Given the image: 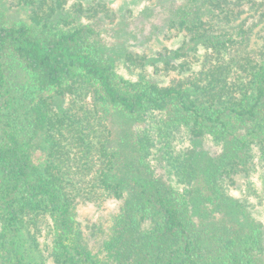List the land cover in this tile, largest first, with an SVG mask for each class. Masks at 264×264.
<instances>
[{
  "label": "trees",
  "instance_id": "16d2710c",
  "mask_svg": "<svg viewBox=\"0 0 264 264\" xmlns=\"http://www.w3.org/2000/svg\"><path fill=\"white\" fill-rule=\"evenodd\" d=\"M143 14L149 41L180 47L109 45L120 25L101 1L0 0V264H264L263 224L224 186L264 149V0H152ZM116 59L178 77L131 81ZM154 114L191 140L171 147L185 190L157 171ZM109 200L121 207L97 254L79 207Z\"/></svg>",
  "mask_w": 264,
  "mask_h": 264
},
{
  "label": "rangeland",
  "instance_id": "374dc122",
  "mask_svg": "<svg viewBox=\"0 0 264 264\" xmlns=\"http://www.w3.org/2000/svg\"><path fill=\"white\" fill-rule=\"evenodd\" d=\"M87 7H92L96 2L106 3L114 14L117 16V24L119 29H111L107 27L105 36L108 44L115 46L117 49L126 48L140 55L148 54L156 56L164 47L177 49L180 47V41L176 39L149 41L141 30L144 19L141 15L151 6L152 0H79ZM146 20V19H145ZM147 21V20H146ZM123 32H119L124 28ZM148 33V32H146ZM117 71L125 78L131 81H138L144 78L158 82L161 85H169L170 81L178 77L175 73H167L162 70L164 65L158 63L157 68L148 66L143 70L140 66H128L122 60H115ZM147 122L149 134L153 140L152 153L156 160L162 158L161 164L157 166V171L164 179L173 187L185 190L187 187L183 183L181 172L178 171L181 155L177 151H172L171 147H177V150H185L183 148L191 147V140L184 129L174 130L163 124V117L160 114H154ZM200 147V146H199ZM204 149L211 153L221 152V145L213 140L204 141ZM264 149L254 144L253 158L251 169L247 173L237 175L235 181L225 180L224 186L229 195L236 192L239 194L240 202L249 207L251 213L264 226ZM154 161L157 165L158 162ZM258 178L254 183L253 179ZM112 205V207H109ZM121 202L109 200L99 204H81L79 207V220L83 225L85 234L90 242V246L94 253H102V244L108 238L114 218L119 214Z\"/></svg>",
  "mask_w": 264,
  "mask_h": 264
},
{
  "label": "clouds",
  "instance_id": "9594fccd",
  "mask_svg": "<svg viewBox=\"0 0 264 264\" xmlns=\"http://www.w3.org/2000/svg\"><path fill=\"white\" fill-rule=\"evenodd\" d=\"M257 179H258V178H254V179H253V182L255 183V182L257 181ZM231 195L234 196V197H237V198H238V196H239V194L236 193V192L231 193ZM109 207H112V205H109Z\"/></svg>",
  "mask_w": 264,
  "mask_h": 264
}]
</instances>
